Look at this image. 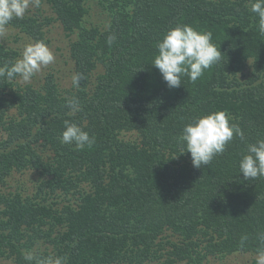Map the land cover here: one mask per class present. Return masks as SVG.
I'll list each match as a JSON object with an SVG mask.
<instances>
[{
  "label": "trees",
  "instance_id": "obj_1",
  "mask_svg": "<svg viewBox=\"0 0 264 264\" xmlns=\"http://www.w3.org/2000/svg\"><path fill=\"white\" fill-rule=\"evenodd\" d=\"M252 2L39 0L9 22L43 43L60 22L80 80L64 88L52 70L17 90L18 76L0 77V264H36L28 252L49 264H223L264 251V177L239 173L247 145L264 139V34ZM92 3L105 25L89 20ZM177 25L211 32L222 53L196 82L169 88L151 63ZM17 59L0 40V67ZM216 111L244 139L194 168L182 129ZM65 120L95 142L61 143Z\"/></svg>",
  "mask_w": 264,
  "mask_h": 264
},
{
  "label": "clouds",
  "instance_id": "obj_2",
  "mask_svg": "<svg viewBox=\"0 0 264 264\" xmlns=\"http://www.w3.org/2000/svg\"><path fill=\"white\" fill-rule=\"evenodd\" d=\"M39 6V0H0V34L13 18L23 19L30 4ZM251 12L259 17V31L264 34V0H253ZM114 37L109 38L111 43ZM158 53L151 65L159 70L169 88H177L182 84L181 78L187 76L193 83L204 71L221 59V51L212 43L211 32H200L189 25H177L170 28L157 44ZM55 60L53 52L43 42L29 43L23 49L21 58L11 65L0 67V77L13 79L19 77L23 82H29L43 67ZM79 76H73L74 86H79ZM72 113L79 110V102L73 99L69 102ZM61 143L75 144L77 149L85 145L91 146L95 137L76 123L64 121ZM234 136L244 139L243 130L225 111L211 112L194 117L186 124L179 139L185 143L186 150L191 155L194 168L210 165L217 155L225 151L226 145ZM239 173L244 180H255L264 177V139L248 144L246 154L239 161ZM26 261L36 260V264H49V261L37 259L32 252L25 254ZM53 264H63L61 258H56ZM256 264H264V251L258 253Z\"/></svg>",
  "mask_w": 264,
  "mask_h": 264
},
{
  "label": "rangeland",
  "instance_id": "obj_3",
  "mask_svg": "<svg viewBox=\"0 0 264 264\" xmlns=\"http://www.w3.org/2000/svg\"><path fill=\"white\" fill-rule=\"evenodd\" d=\"M91 4V2H90ZM36 4H30V9L35 10ZM99 6L96 3H92L91 12L89 13V20H93V23L105 25L103 13H101ZM47 14L52 15L53 11L46 9ZM47 29V42L44 44L50 48L55 56V60L52 64L43 67L40 72L36 73L29 82H23L19 77L16 80H12V87L20 90L26 84L31 83L35 85H42L43 79L49 71L54 70L61 77L60 82L64 88H71L73 84L72 78L74 75V64L70 58V42L71 38L66 35L62 25L58 21H54L48 26ZM1 43L18 52V59L21 58L23 49L29 43H34L33 38L19 32V28L14 26H6L2 34H0ZM14 183V180H12ZM14 189V188H13ZM25 193V192H23ZM251 254V253H250ZM237 253L229 256L223 264H256V256Z\"/></svg>",
  "mask_w": 264,
  "mask_h": 264
}]
</instances>
